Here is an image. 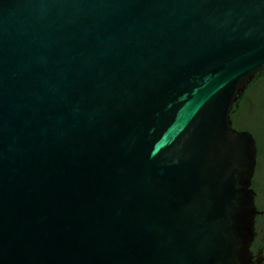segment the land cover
<instances>
[{
    "label": "water",
    "instance_id": "95a60500",
    "mask_svg": "<svg viewBox=\"0 0 264 264\" xmlns=\"http://www.w3.org/2000/svg\"><path fill=\"white\" fill-rule=\"evenodd\" d=\"M264 0H0V264H254Z\"/></svg>",
    "mask_w": 264,
    "mask_h": 264
},
{
    "label": "flooded vegetation",
    "instance_id": "af4514ba",
    "mask_svg": "<svg viewBox=\"0 0 264 264\" xmlns=\"http://www.w3.org/2000/svg\"><path fill=\"white\" fill-rule=\"evenodd\" d=\"M232 126L247 131L255 141V168L251 179L255 216V235L250 245L254 264H264V70L257 72L230 112Z\"/></svg>",
    "mask_w": 264,
    "mask_h": 264
}]
</instances>
